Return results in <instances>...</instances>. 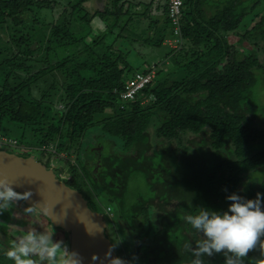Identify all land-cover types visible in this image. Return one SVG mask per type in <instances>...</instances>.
I'll use <instances>...</instances> for the list:
<instances>
[{
    "label": "trees",
    "instance_id": "1",
    "mask_svg": "<svg viewBox=\"0 0 264 264\" xmlns=\"http://www.w3.org/2000/svg\"><path fill=\"white\" fill-rule=\"evenodd\" d=\"M86 1L68 0L65 7L56 0H0V135L18 148L24 142L34 149L57 143L68 156L82 151L85 138L87 146L119 142L124 153L93 152V159L87 153L69 164L66 184L92 211L99 212L96 199L105 198L113 216H104L109 232L121 233L120 239L112 236L114 244L122 240L117 257L132 264H190L194 257L185 246L196 236L184 223V211H227L226 197L238 194L248 170L264 165V150L244 155L264 146V105L251 95L257 82L264 85V14H253L264 0H219L207 21L201 20L199 0H184L181 45L170 48L154 66V78L130 101L120 100L117 92L134 73H145L143 66L133 65L136 54L125 38L103 43L127 13L125 4L109 0L91 11L83 6ZM54 9L60 11L55 18ZM163 12L169 33L164 29L149 42L155 48L172 39L166 4ZM96 16L111 23L108 34L90 45L85 41ZM247 16L252 26L240 33ZM99 45L105 53L95 52ZM10 125L18 137L8 136ZM91 133L95 139L89 141ZM98 164L95 179L92 168ZM133 172L144 176L151 191L127 207L125 188ZM251 181L240 196L255 199L261 193L264 200V175L260 184ZM164 205L171 210L165 212ZM203 259L224 264L225 256ZM243 264H264V251L257 247Z\"/></svg>",
    "mask_w": 264,
    "mask_h": 264
},
{
    "label": "clouds",
    "instance_id": "2",
    "mask_svg": "<svg viewBox=\"0 0 264 264\" xmlns=\"http://www.w3.org/2000/svg\"><path fill=\"white\" fill-rule=\"evenodd\" d=\"M50 145H56L57 153L64 154V158L56 157L57 160L64 161L72 156L60 152L57 143ZM31 150L37 151L40 155L38 149L31 148ZM75 162L72 164L76 165ZM31 196V191L23 193L15 191L7 177L0 178V214L8 211L13 204L19 201L30 200ZM226 199L231 202L227 211L201 209L196 215L189 214L184 217L193 229L202 234V238L196 241L195 247L190 243L185 246L194 257L190 264H205L203 257H212L220 253L225 256L224 264H243V258L257 247L264 251L262 194L257 193L255 199H245L233 193ZM37 208L36 204H32L25 207L24 211L32 214L37 211ZM44 211L47 209L45 208ZM99 231L98 228L97 232ZM87 233L92 237L97 234L88 230ZM53 235L54 230L48 232L38 231L36 227L29 228L12 244L5 255L14 264H82V257L79 253L70 251L63 240H54ZM118 243L110 245L105 251L104 259L107 264H132L130 260L112 256ZM135 259L136 257H133V260ZM91 260L97 261L100 257L93 254Z\"/></svg>",
    "mask_w": 264,
    "mask_h": 264
},
{
    "label": "water",
    "instance_id": "3",
    "mask_svg": "<svg viewBox=\"0 0 264 264\" xmlns=\"http://www.w3.org/2000/svg\"><path fill=\"white\" fill-rule=\"evenodd\" d=\"M52 169V166L45 168L36 157H23L0 148V178L7 177L17 192H32L30 200L19 201L21 207L36 204L35 213L41 215L51 228L64 234L69 250L79 253L82 264H107L104 253L114 242L104 215L90 210L85 198L59 181ZM87 230L97 234L92 237ZM93 254L100 260L92 261ZM112 256L117 257L115 250Z\"/></svg>",
    "mask_w": 264,
    "mask_h": 264
},
{
    "label": "crops",
    "instance_id": "4",
    "mask_svg": "<svg viewBox=\"0 0 264 264\" xmlns=\"http://www.w3.org/2000/svg\"><path fill=\"white\" fill-rule=\"evenodd\" d=\"M92 1L94 2V6L91 5V11H95L96 9L98 10V4L102 6L101 8H103L104 4L107 3L106 0ZM218 2L219 0H199V12L201 15V20L207 21L214 16L217 10ZM120 3L125 4L123 12L125 13V11H127V13L122 15V17L116 23L117 27L111 31V35L108 34V28L111 23V19H100L99 16H96L90 22V34L88 36V41L92 42L96 38L103 37L104 35L108 34V36L103 37V43L106 46H109L114 39H116L118 36H121L129 43L130 48L136 54L135 58H140V55L135 51L133 47L134 43L140 45L141 48L158 50L159 48L151 46L149 42L155 40L159 33L164 29L166 33L168 32L167 27H165L166 18L163 12L166 0H122ZM168 39H170V37H166V39L163 40L161 47L167 48L164 42ZM95 48L99 49V52L103 51L105 53L106 51L104 45H99ZM167 54L168 52L165 54L164 58ZM156 55L159 56L158 54ZM155 58L156 56H154L153 59L148 58L147 60H142L140 58L142 64H144V71L150 69L152 66H155L152 63ZM150 63L152 64L150 65Z\"/></svg>",
    "mask_w": 264,
    "mask_h": 264
},
{
    "label": "rangeland",
    "instance_id": "5",
    "mask_svg": "<svg viewBox=\"0 0 264 264\" xmlns=\"http://www.w3.org/2000/svg\"><path fill=\"white\" fill-rule=\"evenodd\" d=\"M56 1L58 3L63 4V6L66 7V4H67V1L68 0H56ZM108 1L109 0H106V2L109 4L110 1L109 2ZM183 3H184V0H183ZM91 5L94 6V2L92 0H87L83 4V6H85L87 10H90ZM212 6H214V5H212ZM97 7L100 10L102 6L98 4ZM184 8L186 10V6H184ZM59 13H60L59 9H54L50 13V15H51V17L55 18V17L58 16ZM255 13L257 14L256 15L257 17L259 15H261V14H264V2L260 4V6L258 7V9L253 14H255ZM44 17H46V16H44ZM251 18H253L252 15H251ZM241 24H242L241 25L242 28L239 30L240 33H242V31L245 28L249 29L252 26V20H250V17L247 16L242 21ZM85 42H87V44H90V45L92 43L91 41H88V40L85 41ZM133 47H134L135 51L137 52V54L140 55V58L142 60H147L148 58H152L153 59V57L156 56V58L152 61V63L154 65H158L161 61H164L165 54L167 52H169V50H170V49L163 48V47H160L158 50H154V49H150V48H148V49L141 48V46L138 45L137 43H134V46ZM243 49H244V47H240L239 48V50H243ZM256 49L257 48H254L253 50L254 51H257ZM95 52L97 54H103L104 53L103 51H100L99 52V49H96V48H95ZM240 52H242L243 55L247 56V52L245 50L240 51ZM156 54H158L159 56H157ZM260 57H261V54L259 53V58ZM140 58H134V61H136V64H133L134 66H136V65L143 66L144 65V64H142V61H141ZM167 60L168 59H166L165 61H166L167 66H169L170 62L168 64ZM152 63H150V65ZM251 95H252V100L258 106H263L264 105V85H262L260 81L257 82L253 86V88L251 90ZM59 107L60 106H58L57 108H59ZM3 127L5 128V126H3ZM155 127H157V125H155ZM8 128L10 130L8 136H11V137H18L19 136V130L18 129L13 128L11 125L8 126ZM91 134L93 135V133H91ZM91 134H89V136H91ZM85 140L87 141L86 138H85ZM25 143H27V142L22 143L21 146H20V148H17L15 150V152L17 153V155H23L25 157H27V156H29V157H36V159H37L38 158V152L37 151H34V150H31V148L28 149L27 147H23V146H25ZM112 143L115 144V148L114 149L116 151H120V152L123 151L122 150L123 149V145L121 146V144L119 142H116V140H112ZM84 144H85V142H84ZM84 144H82V146H84ZM75 146H74V148H75ZM20 150H22V151H20ZM111 154H112V148L111 147H108V146H105L104 147V151L102 153V156H105V155L108 156V155H111ZM71 155L72 156L70 158L67 157L68 159L66 158V160H64L63 165H67V163L72 164V163L75 162V160H76L75 159L76 158L75 153H72ZM41 159L43 161H45V162L47 161L48 164H50V162L53 161V163L55 165H57V161H55L56 160V157H54V160H52L51 157H47L45 154H42L41 155ZM156 160H158V159H156ZM150 191H151V189L148 186H146V181L144 179V176L141 173H139V172H133L130 175H128V177H127V187L125 188L124 204L127 207H132V206L136 205L137 203H139L141 199L147 198L149 196V192ZM90 197L93 199V195H90ZM98 200L101 203L102 207H105V206L108 205V203L105 201V198L104 199L103 198L100 199V197H98V199H96V201L98 202ZM22 210H24L23 207H22ZM101 213L104 215V212H101ZM34 215H35V212L32 213V215H31V214L25 213V211H24V212H22V215L21 216H25L26 222H30V220L33 221L32 217H34L35 219H38V216H36V215L34 216ZM110 216H111V214H110ZM106 217H108V216L106 215ZM38 222H39L38 224L42 227V230L43 231H48L49 232V229L50 228H49V225L47 224V222L45 221V219L40 218V220H38ZM17 228H19V227H17ZM8 229H10V228H8ZM113 231H114V234L116 236L117 234H116L115 230H113ZM10 232H12V230H10ZM13 232H14V230H13ZM17 232H20V231H17ZM119 232H120V230H117V233H119ZM108 233L111 236V234H110L111 232L108 231ZM60 234H63V233H61L59 231L57 233H55V235H53V239L54 240H62L63 239L64 242L67 244V241H66L65 236L61 235V237L63 236V238L59 239L58 235H60ZM114 234H112V236ZM18 238H19V236H18Z\"/></svg>",
    "mask_w": 264,
    "mask_h": 264
},
{
    "label": "flooded vegetation",
    "instance_id": "6",
    "mask_svg": "<svg viewBox=\"0 0 264 264\" xmlns=\"http://www.w3.org/2000/svg\"><path fill=\"white\" fill-rule=\"evenodd\" d=\"M93 139H95L94 135H92V134H91V136L88 135L89 141H91ZM86 142L87 141H85V143ZM93 143H94L93 145H89V146L84 144V146L82 147L83 148L82 151L79 152L80 154L75 153L76 159H78V160L83 159L84 155L87 153H90L92 156V159H93L96 156V155L92 154L93 152H96L98 154V152L100 151L101 153H103L105 144L100 145L101 142L99 143V141L98 142L93 141ZM106 144H108V143H106ZM111 148H112V152H116V150L114 149L115 144ZM263 150H264V146L257 147V145H255V147H253V149H250V148L246 149L244 155L248 158H251L252 156H254V154L258 153L259 151H263ZM11 151L15 152L14 150H11ZM117 152L120 153V151H117ZM122 153H124V152L122 151ZM20 156H23V155H20ZM23 157H25V156H23ZM36 160L41 165H43L45 168H49L50 166H52V168H53L52 170H53L54 174L56 175V178L59 181L65 183V184L67 181H69V179H70V167L68 164L63 165V163H64L63 160H57L56 159L55 161H57V165L48 164L47 162H45L41 159V156H38V158ZM88 160L89 159H87V161ZM89 163L91 164L90 160H89ZM100 168H101L100 164H98L97 167L94 168V170L92 168V173L94 174L95 179H97V177L99 176L98 173L101 172V170H99ZM260 169H261V171L264 170L263 164L261 166L257 167L256 171H254V169H253V171L248 170V173H247L248 176L246 178V182L242 181V183L237 188V190H238L237 193L239 195L241 194L240 191L242 190L243 185H245L247 182L250 183V181L253 180L251 182H256L255 183L256 185L260 184V182L263 180V175H264L263 172L259 171ZM104 172H106V174H111V172L107 169H104ZM80 185H82V184L80 183ZM181 202L184 204V206L187 205V203H189V201L186 199V197H184L183 201H181ZM215 202H217V201L215 200L214 203ZM88 207H90L89 204H88ZM99 207H100V209H99L100 214H102L101 212H104L105 216L107 215L109 218L113 217L111 214L112 213L111 208L109 206L102 207L101 203L99 202ZM163 209L165 210V212H168L171 210L170 207L165 206V205H164ZM22 212H24V210H22L20 203L17 202V204H13V206L8 211L4 212L3 214H0V264H14V262L12 260H10L6 257L5 253L9 250V248L12 246V244L18 239V236L20 237L21 235H23V233L26 229L36 227L38 231H43L42 227L38 224L39 223L38 220H40V218L43 219V217L41 215H38L35 213V215L38 216V219H35L34 217H32L33 221L30 220V222H26L25 216H21ZM110 214H111V216H110ZM189 214L190 213L188 211H184L183 216L185 217L186 215H189ZM185 222L186 221H184V223ZM14 227H16V228L19 227L18 229H20L19 230L20 232H17L15 229L14 230L16 232H13ZM8 228H10V229H8ZM49 228H50L49 232H52L54 230V235H55V233H57L59 231V230H55V229L51 228L50 226H49ZM10 230H12V232H10ZM193 233L196 236V239H195L196 241H198L202 238V234H200L196 230H194ZM116 234H117V238L120 239L121 233L116 232ZM61 235L64 236V234L58 235L59 239L63 238V236L61 237ZM196 241L194 243H192L193 247H195ZM190 242H192V241H190Z\"/></svg>",
    "mask_w": 264,
    "mask_h": 264
},
{
    "label": "built area",
    "instance_id": "7",
    "mask_svg": "<svg viewBox=\"0 0 264 264\" xmlns=\"http://www.w3.org/2000/svg\"><path fill=\"white\" fill-rule=\"evenodd\" d=\"M167 16L171 25L172 39L164 42L167 48H178L182 43L181 18L183 15V0H166ZM155 70L152 66L145 73H134L132 77L125 83L123 90L117 92L119 99L122 101L132 100L149 82L154 78ZM0 148L6 150H15L18 148L15 140L0 135ZM40 153L44 152L47 157L64 158V154L57 153L56 145L42 146L38 149ZM50 164H54L53 161ZM107 213V212H106Z\"/></svg>",
    "mask_w": 264,
    "mask_h": 264
}]
</instances>
